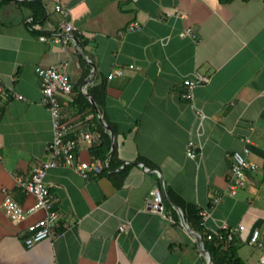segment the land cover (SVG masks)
<instances>
[{"label": "crops", "instance_id": "obj_1", "mask_svg": "<svg viewBox=\"0 0 264 264\" xmlns=\"http://www.w3.org/2000/svg\"><path fill=\"white\" fill-rule=\"evenodd\" d=\"M29 1L0 0V81L12 94L0 97V264H209L186 227L203 237L193 207L211 211L205 231L221 221L244 226L233 245L244 264H259L262 254L254 260L245 246L256 229L264 241V0H40V21ZM64 21L79 28L67 44L59 42ZM134 21L141 30L119 35ZM186 29L196 37H180ZM62 63L72 83L62 103L70 135H102L96 118L112 123L116 162L112 167L111 153L100 159L98 144L81 141L77 159L108 160L103 173L84 179L61 163L50 169L46 184L59 219L49 239L27 248L29 228L45 212L12 222L3 190L24 209L35 204L17 178L49 159L53 141L36 70ZM115 67L126 73L110 81ZM196 74L210 78L195 90L204 119L183 97L184 79ZM101 85L99 108L91 90ZM80 94L93 106L83 109ZM190 140L199 147L195 160L186 155ZM245 147L257 168L231 196L230 155ZM155 189L165 216L147 209Z\"/></svg>", "mask_w": 264, "mask_h": 264}, {"label": "built area", "instance_id": "obj_2", "mask_svg": "<svg viewBox=\"0 0 264 264\" xmlns=\"http://www.w3.org/2000/svg\"><path fill=\"white\" fill-rule=\"evenodd\" d=\"M57 11L62 12L65 17L70 15L71 11H65L61 6L56 7ZM142 29L139 22L134 21L127 25L125 31H119V35L123 32H136ZM79 31V28L70 21H64L62 24L61 39L59 42L67 44L70 41L71 35ZM180 37H192V29H186L179 34ZM41 40L45 41L46 36H42ZM67 63H62L60 66L42 68L38 67L36 72L41 79V91L42 99L41 103L45 106L51 116V123L53 128V141L48 147L49 159L43 162L41 165L36 166L32 174L27 177H18V186L27 194H30L35 199V204L29 209H24L20 206L11 196L4 191V211L12 222H22L29 215L43 210L45 216L33 224L29 228V234L24 239V245L27 248H32L35 244L49 239L56 229V224L59 219V212L55 208L54 199L50 192L49 187L46 184V176L50 169L55 168L61 163L64 167L75 170L82 178L88 179L90 176H97L105 171L109 167L108 160L81 161L76 157V149L81 141H88L94 145L100 144V133H93L89 131H80L74 136H71V126L63 121L62 116V103L67 97L71 95L72 83L67 72ZM129 68H134V65H130ZM126 69L122 67H115V69L108 75V79L111 81L115 77L124 76ZM210 81L207 76L196 74L192 77L184 79L183 85L186 88L184 98L189 101L193 109L197 110L196 114L201 119L205 118L203 112L199 111L195 107V90L197 87L204 85ZM0 81V97L10 96ZM22 100L20 95L16 96ZM249 142V141H247ZM199 147L194 140H190L187 144L186 155L189 159L195 160L198 156ZM250 149L245 147L241 151H235L230 155L231 166L228 175V194L231 196H237L239 191L243 189L249 182V173L255 171L257 165L249 160L248 155ZM2 157L0 155V161ZM222 200L221 196L214 198L213 205L218 204ZM214 207H212L213 209ZM147 209L154 213H159L163 216L167 215L166 206L164 204V198L160 189H155L151 193V199L147 203ZM200 216V227L206 229V221L211 217L210 210H202L198 213ZM209 229V228H208ZM120 232L125 231V226L119 227ZM244 226L238 228L230 227L226 221H221L216 229L207 230V239L212 240L218 237L220 240H226L227 242H233L236 232H243ZM249 244L262 249V255L259 260V264H264V241L260 238V231L254 230L250 236ZM213 264V263H212Z\"/></svg>", "mask_w": 264, "mask_h": 264}, {"label": "trees", "instance_id": "obj_3", "mask_svg": "<svg viewBox=\"0 0 264 264\" xmlns=\"http://www.w3.org/2000/svg\"><path fill=\"white\" fill-rule=\"evenodd\" d=\"M4 1L9 2L12 0H4ZM227 1H230V0H227ZM24 5L27 6L32 11L34 20L40 21L45 17V9L42 3L40 2V0L29 1L25 3ZM81 63L83 66L87 65L85 63V60L84 61L81 60ZM87 67H88L87 71L89 74V66ZM104 87H105L104 85H101V87L97 86L91 90V94L93 95L95 103L97 104L99 108L104 106V99L106 95ZM79 96L81 97L79 99L84 101V104L82 106L83 109H87L93 106V104L90 103L83 94H80ZM95 120H96V123H98L97 128L102 133L101 143L98 144L97 147L94 148L95 156L100 159H105L109 155V153H111L110 157H111L112 164L111 163L110 164L113 167L116 162L115 161V150L116 149H115L113 138H114V134H116L117 131L112 125V123L108 122L107 124L103 125L99 122L97 118ZM106 127H108L109 129H107ZM106 129L108 131L111 130L113 134L109 133ZM192 210H193L192 213L195 216V218L199 217V219H196L197 220L196 229L199 232L203 233L202 235H203V240H204V248L207 251H209L211 255L212 263L213 264H244L242 259L239 257L237 248L233 245V242H227L226 240H220L218 239V237H215L212 240L207 239V232L203 228L200 227V216L198 215L199 211L196 210L195 207H193Z\"/></svg>", "mask_w": 264, "mask_h": 264}, {"label": "water", "instance_id": "obj_4", "mask_svg": "<svg viewBox=\"0 0 264 264\" xmlns=\"http://www.w3.org/2000/svg\"><path fill=\"white\" fill-rule=\"evenodd\" d=\"M107 129H109L108 127H106ZM112 133V132H111ZM184 221V220H183ZM185 224V222H183ZM186 225V224H185ZM187 229L193 234V236L196 238V241H197V244H198V247H199V250L200 252L203 254V255H206L209 259V264H212V259H211V255L209 253V251H207L205 248H204V245H203V237L199 234V233H196L194 231H192V229H190L187 225H186Z\"/></svg>", "mask_w": 264, "mask_h": 264}, {"label": "rangeland", "instance_id": "obj_5", "mask_svg": "<svg viewBox=\"0 0 264 264\" xmlns=\"http://www.w3.org/2000/svg\"><path fill=\"white\" fill-rule=\"evenodd\" d=\"M263 241V240H262ZM246 252L254 254V260L257 258L260 254H262V250H260L256 246H245ZM251 264V261H249Z\"/></svg>", "mask_w": 264, "mask_h": 264}]
</instances>
